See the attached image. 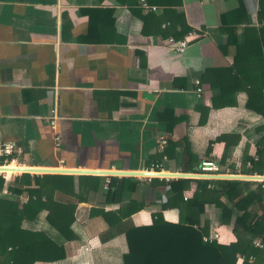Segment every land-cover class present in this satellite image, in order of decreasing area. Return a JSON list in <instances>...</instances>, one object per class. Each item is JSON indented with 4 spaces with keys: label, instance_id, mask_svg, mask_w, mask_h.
<instances>
[{
    "label": "crops",
    "instance_id": "crops-1",
    "mask_svg": "<svg viewBox=\"0 0 264 264\" xmlns=\"http://www.w3.org/2000/svg\"><path fill=\"white\" fill-rule=\"evenodd\" d=\"M147 2L157 10H144L138 0H0V141L18 148L5 164L166 174L3 173L2 196L26 202V191L12 194L6 185L29 173L40 178L47 195L74 206L73 239L47 220V209L22 222L65 253L33 264H124L123 229L151 224L157 211L177 223V206H161L172 195L168 181L192 179L183 190L184 199L191 198L196 178L188 169H197L202 159L213 160L220 175H264V164L248 158L257 159L264 115L247 108L244 90L235 94V104L213 106L220 88H210L211 73L203 78L209 68L232 66L237 45L251 36L245 26L258 25L259 0ZM240 5L248 23L233 24L228 42L222 18ZM236 18L226 16L225 22ZM169 36L189 38L182 53L167 43ZM223 135L227 139L219 140ZM111 177H132L135 184L126 182L116 198L106 182ZM217 179L248 181L243 195L260 184L264 204V180ZM101 209L121 220L109 225L102 215H91ZM253 210L260 213L257 205ZM237 213L234 208L224 224L221 209L207 202L199 220L227 243L235 240L231 222ZM9 263L0 254V264Z\"/></svg>",
    "mask_w": 264,
    "mask_h": 264
},
{
    "label": "trees",
    "instance_id": "trees-1",
    "mask_svg": "<svg viewBox=\"0 0 264 264\" xmlns=\"http://www.w3.org/2000/svg\"><path fill=\"white\" fill-rule=\"evenodd\" d=\"M227 14L222 18V23L228 24L223 29L228 33V42H231L232 25L248 23V20L242 5ZM229 15H236L234 22H225V17ZM257 16V26H245L251 36L243 45H237L232 66L213 67L204 73L203 78L209 73L214 76L209 83L210 88H220L221 94L212 98L213 106H219L218 101L222 104L220 106L235 104V94L244 90L247 93V108L264 115V21L261 22V17H264V0H259ZM223 138L227 139V136L223 135L219 140ZM256 152L257 159L248 157L249 160L253 165H263L264 135L258 140ZM188 170L196 169L192 167ZM14 180L16 184L7 183V191L16 195L26 191L28 198L21 203L19 198L0 195V254L9 258V264H33L37 260L62 258L65 254L63 248L49 236L41 231L25 229L21 225L24 220L32 221L42 209H47V220L66 238L73 239L75 235L70 226L74 219V206L54 200L42 191L37 175L32 177L29 173H22ZM32 180L38 187L25 188L24 185H30ZM133 180L132 177H111L109 184L114 187L115 197L118 198L127 187L126 182L135 184ZM193 180L196 181V190L187 199L183 197V190L189 187L192 179L168 181L172 195L161 206L162 209L173 204L177 206V223L164 220L161 211H157L152 216L151 224L131 225L123 229L128 246V251L123 255L124 264H237L239 258L242 259L240 264H264V204L261 202V185L255 191L243 195L242 191L249 185L248 181L217 178ZM4 185L5 178L0 174V190ZM222 197L225 201L221 200ZM207 202H214L221 209L220 221L224 224L230 223L234 208L240 211L231 222L235 240L226 243L203 239V236L210 234L208 223L205 221L200 224L199 220ZM253 205L258 206L260 213L253 210ZM131 211L133 209L127 213ZM94 214L102 215L109 225L121 220L119 213L104 209L92 211L91 215ZM257 238L261 246L255 243Z\"/></svg>",
    "mask_w": 264,
    "mask_h": 264
},
{
    "label": "built area",
    "instance_id": "built-area-1",
    "mask_svg": "<svg viewBox=\"0 0 264 264\" xmlns=\"http://www.w3.org/2000/svg\"><path fill=\"white\" fill-rule=\"evenodd\" d=\"M139 5L147 11H156L157 7L154 5H151L147 2V0H138ZM188 37H184L182 39L176 40L174 37L169 36L167 39V43L174 45L175 50L178 53H182L185 48L188 45ZM198 91L201 90L200 88L197 89ZM166 140L165 138H161V143H164ZM17 147L15 144H13L12 142H8V141H0V167H4V166H8V164H5V162L9 159L12 161V158L10 156H12V154L14 152L17 151ZM3 158V162L2 161ZM8 161V162H11ZM218 166L216 165V163L211 160V159H202L197 167V169L195 171L192 172V177L195 178H208V179H213V178H217L220 173L218 171ZM6 171H2L0 170V174L5 173ZM107 183H109V180L106 181ZM204 240H218L219 239V233L214 230L212 231L209 235L207 236H203ZM257 245L261 246L259 240H256L255 242Z\"/></svg>",
    "mask_w": 264,
    "mask_h": 264
},
{
    "label": "water",
    "instance_id": "water-1",
    "mask_svg": "<svg viewBox=\"0 0 264 264\" xmlns=\"http://www.w3.org/2000/svg\"><path fill=\"white\" fill-rule=\"evenodd\" d=\"M21 172H80V173H101V174H121V175H144V176H159L165 173L159 171H110V170H89V169H57V168H37V167H22L17 168ZM173 174V175H178ZM193 175V174H192ZM219 177L229 178H255L264 180V175H227L221 174Z\"/></svg>",
    "mask_w": 264,
    "mask_h": 264
},
{
    "label": "bare ground",
    "instance_id": "bare-ground-1",
    "mask_svg": "<svg viewBox=\"0 0 264 264\" xmlns=\"http://www.w3.org/2000/svg\"><path fill=\"white\" fill-rule=\"evenodd\" d=\"M22 167H23V166H15V165H13V164H10V165H8V166L0 167V170H2V171H6V172L10 173V172H14V171H20V170L17 169V168H22ZM164 175H166V174H164Z\"/></svg>",
    "mask_w": 264,
    "mask_h": 264
}]
</instances>
